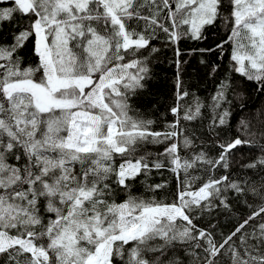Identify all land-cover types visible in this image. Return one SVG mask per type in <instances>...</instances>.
Listing matches in <instances>:
<instances>
[{
	"label": "snow or ice",
	"instance_id": "obj_1",
	"mask_svg": "<svg viewBox=\"0 0 264 264\" xmlns=\"http://www.w3.org/2000/svg\"><path fill=\"white\" fill-rule=\"evenodd\" d=\"M4 4L0 264H264V104L248 109L234 78L264 95V0ZM218 25L219 42L188 53L228 57L202 98L183 79L179 45L206 41ZM161 33L176 76L156 128L136 101ZM30 41L36 62L26 65ZM165 170L177 181L172 199L157 196L167 181L147 182ZM221 213L235 219L228 231L211 222Z\"/></svg>",
	"mask_w": 264,
	"mask_h": 264
},
{
	"label": "trees",
	"instance_id": "obj_2",
	"mask_svg": "<svg viewBox=\"0 0 264 264\" xmlns=\"http://www.w3.org/2000/svg\"><path fill=\"white\" fill-rule=\"evenodd\" d=\"M0 6H8L7 4ZM225 29L222 25H218L215 28H210L207 32L208 39L204 42L185 40L179 45L181 51L184 53L182 56L183 60L187 63L183 65V79L187 82L190 90L195 91L197 95L202 98L208 97L209 93L214 90V83L223 77L224 73L228 68V57H224L223 61L217 59V54H203L193 53L189 55L188 53L192 49L207 48L219 42V39L224 36ZM4 36L8 35V27H5ZM10 40V37H8ZM153 43L160 48L159 53L155 54L153 57L152 70L153 78L149 83L148 91L143 93L136 101V107L142 112L151 113V117L157 120V124L154 125L156 128H160L164 123V118L161 117V113H165L168 107L173 103L174 99V80L176 76V66H175V56H174V46L165 47L164 35L161 33L158 40L153 41ZM31 41L27 45L24 52L25 64L35 63L36 58L32 55ZM231 51V46H229V52ZM205 63H201V60ZM220 64V70L216 74L215 78L211 77L209 74L211 68L214 64ZM237 82H240L244 90L245 96L247 98L248 109L254 110L260 105L264 104V95H258L254 89L255 84L245 81L238 74L234 76ZM153 105L159 109L156 111ZM207 115V113H206ZM240 115L239 112L233 117V124L236 123V119ZM172 116L169 113L167 115V120H171ZM149 150L155 155L156 153L162 151V146L160 145H149ZM212 154H215L213 150ZM246 155H258L259 153H245ZM235 171V169H233ZM143 179V178H141ZM167 181L168 187L160 190L157 193L159 198L172 199L173 194L176 191L177 181L175 177L169 171H163L162 173L153 172L148 179L149 184L161 183ZM135 191L138 193L145 191V186L143 184H137ZM252 202V201H250ZM243 212L247 213V209H242ZM213 224L218 223L222 230L228 231L235 224V219L230 218L227 213L219 214L216 219L211 221ZM206 222L202 221L201 226H204Z\"/></svg>",
	"mask_w": 264,
	"mask_h": 264
}]
</instances>
